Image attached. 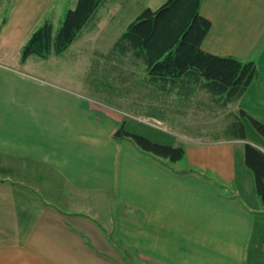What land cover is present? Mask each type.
Instances as JSON below:
<instances>
[{
  "label": "crops",
  "instance_id": "crops-1",
  "mask_svg": "<svg viewBox=\"0 0 264 264\" xmlns=\"http://www.w3.org/2000/svg\"><path fill=\"white\" fill-rule=\"evenodd\" d=\"M60 1L66 0H0V264H125L127 257L152 264H264V207L244 154L236 159L233 148L227 152L221 171L233 188L226 192L204 170L115 136L126 115L146 116L138 101L162 92L177 113L176 99H189L195 85H154L142 59L112 54L146 72L136 89L125 87L135 100L127 108L140 111L130 110L42 81L32 69L51 60H22L33 33L31 13L40 18ZM165 1L104 0L87 32L110 36L109 43L94 44L112 53L125 31H114L113 21L127 14L135 19ZM200 12L211 21L205 51L251 60L261 50L264 0H202ZM125 75L127 82L135 73ZM263 82L252 81L234 102L257 101ZM239 109L253 116L248 107ZM241 120L246 139L229 141L242 143L243 152L246 141L264 151V137L247 117Z\"/></svg>",
  "mask_w": 264,
  "mask_h": 264
},
{
  "label": "trees",
  "instance_id": "trees-1",
  "mask_svg": "<svg viewBox=\"0 0 264 264\" xmlns=\"http://www.w3.org/2000/svg\"><path fill=\"white\" fill-rule=\"evenodd\" d=\"M103 1L78 0L67 10L56 34L53 22L46 19L23 46V59L33 54L46 58L52 53L65 52L95 17ZM201 3L202 0H166L156 9H144L115 41L112 53L142 59L154 85L165 86L176 81L181 86H196L202 78L205 91L226 106L245 93L257 78L258 68L254 60L216 55L202 48L211 21L201 14ZM241 116L248 117L264 137V122L239 109L232 122L233 130L228 133L229 140L246 139ZM115 136L129 139L143 151L171 162H178L185 153L182 146L130 131L126 120L121 122ZM244 161L254 175L256 193L264 207V151L246 141Z\"/></svg>",
  "mask_w": 264,
  "mask_h": 264
},
{
  "label": "rangeland",
  "instance_id": "rangeland-1",
  "mask_svg": "<svg viewBox=\"0 0 264 264\" xmlns=\"http://www.w3.org/2000/svg\"><path fill=\"white\" fill-rule=\"evenodd\" d=\"M75 5L67 0L60 1L47 10V12L42 13V17L40 18H35L34 13H31L30 19L33 16V20H29L28 23L30 22L33 25L34 32L46 19H50L54 25V34H56L63 23L67 10ZM92 20L83 28V33L81 32L82 36L67 51L60 54L52 53L46 58L35 54L27 57L52 61L49 63L50 66H46V68L35 66L32 71L42 81L63 86L65 87L64 90L70 89L75 91L79 93L81 98L86 97L94 103H105L106 105L127 108L128 102L134 99L126 97L131 92L129 91L128 93V89H125V87L136 89L138 87L136 80H140L141 76L146 75V72H143L140 65H128L125 67V64H122L117 56L112 55L116 53H111V50H101L100 46H96L94 43L102 42L103 39L109 43L110 36H105L104 33L100 35L88 34L87 30L93 26L91 25L93 24ZM132 20L129 14H127L123 18L120 17L113 21L116 26H111L115 28L114 31H124ZM260 48L261 50L254 52L250 59L256 62L258 68V76L255 80L258 79L260 82H263L264 42ZM21 58L25 60L23 59V48ZM125 70L135 73V75L131 76L132 79L127 82L125 81L127 78ZM255 84L251 87L252 90H255L253 89L256 87ZM261 84L264 86V82ZM151 90L152 87L148 89L150 92ZM205 92V90L197 85L189 99L186 96L178 97L179 100L176 99L178 102H175V105H173L178 106V109H176L177 113H172L174 109L169 108V106H172L169 96L161 92V96H157L158 98L156 99L149 98L143 102L138 101V104L141 105L140 109L146 111V116L130 114L125 116V120L127 128L130 131L144 134L155 141L182 146L185 149V153L177 164L179 166L204 170L209 175L225 183V191L228 192L233 186L228 184L230 181L224 177V170L221 171L223 163L231 155L227 152L232 151L231 148H233L234 152L232 154L234 157H240L241 154H244L241 151L242 143L238 141L230 142L228 137L231 134L228 133H231L233 130L232 122L236 120L235 116L236 114L238 115L239 107L241 106L248 107L254 117L264 122V92L256 93L259 96L257 101L244 98L241 101L230 102L224 107H218L217 104L219 105L220 103L211 100V95ZM174 99L172 100L176 101ZM194 102L196 105H193V109L186 106ZM152 106L156 108L153 109ZM131 107L132 109L129 107L127 109L134 110L136 107L137 110V105H132ZM157 108H160V110L158 111ZM154 112L161 114L162 118L154 117L152 114ZM243 160L241 158L240 161ZM124 263L152 264L128 257L124 260Z\"/></svg>",
  "mask_w": 264,
  "mask_h": 264
}]
</instances>
